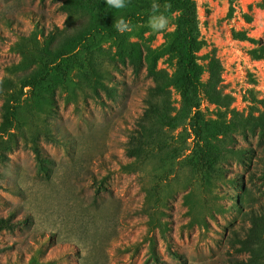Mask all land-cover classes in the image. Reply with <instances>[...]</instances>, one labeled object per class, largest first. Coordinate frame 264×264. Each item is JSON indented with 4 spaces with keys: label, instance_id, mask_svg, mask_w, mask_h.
I'll return each mask as SVG.
<instances>
[{
    "label": "rangeland",
    "instance_id": "obj_1",
    "mask_svg": "<svg viewBox=\"0 0 264 264\" xmlns=\"http://www.w3.org/2000/svg\"><path fill=\"white\" fill-rule=\"evenodd\" d=\"M151 3L0 0V264H264V0Z\"/></svg>",
    "mask_w": 264,
    "mask_h": 264
},
{
    "label": "clouds",
    "instance_id": "obj_2",
    "mask_svg": "<svg viewBox=\"0 0 264 264\" xmlns=\"http://www.w3.org/2000/svg\"><path fill=\"white\" fill-rule=\"evenodd\" d=\"M105 3L117 10H123L128 7L130 0H105ZM171 9V4H164L163 10L159 0H152L150 15L148 18V27L155 33L168 31L170 28V17L167 14ZM115 29L121 34L131 32V22L121 16L114 23Z\"/></svg>",
    "mask_w": 264,
    "mask_h": 264
},
{
    "label": "trees",
    "instance_id": "obj_3",
    "mask_svg": "<svg viewBox=\"0 0 264 264\" xmlns=\"http://www.w3.org/2000/svg\"><path fill=\"white\" fill-rule=\"evenodd\" d=\"M0 227H1V225H0Z\"/></svg>",
    "mask_w": 264,
    "mask_h": 264
}]
</instances>
